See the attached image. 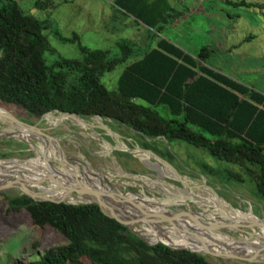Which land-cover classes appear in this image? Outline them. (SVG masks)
I'll list each match as a JSON object with an SVG mask.
<instances>
[{
	"label": "rangeland",
	"instance_id": "rangeland-1",
	"mask_svg": "<svg viewBox=\"0 0 264 264\" xmlns=\"http://www.w3.org/2000/svg\"><path fill=\"white\" fill-rule=\"evenodd\" d=\"M34 1L18 0V4L23 11L48 19L49 26L43 29L52 49L44 53L48 63L57 56L81 58L80 46L105 50L112 56L120 55L124 44L131 51L126 61L101 76V82L108 89L116 87L127 64L155 47L162 38L194 58L205 47L208 53L206 66L264 95V0H245L249 5H233L224 0H130V3L125 0H48L45 9L35 8ZM73 34L77 35V40H71ZM0 110L6 114L11 111L26 123H36L44 133L57 138L69 158L64 157L67 160L64 161L53 150L46 152L37 137L26 140L14 135L12 131L16 128L0 118V159L36 158L68 175L72 173L69 165L78 166L83 171L103 176L115 191L130 192L142 200L163 204L170 212L181 210L209 217L206 211L210 210L216 216L211 220L216 221L222 218L217 204L223 202L234 210L233 220L249 215L264 218V202L256 196L252 185L247 180L240 182L224 178L226 169L238 172V168L192 144L167 141L164 137L145 138L98 115L84 116L86 125L82 126L67 118L51 123L45 115L33 116L11 103L0 102ZM158 111L168 115L165 107H159ZM46 113L59 115L56 110ZM137 147L152 150L175 170ZM15 171L34 176L45 172L42 168L30 166L7 173ZM0 180L7 179L0 177ZM40 182L48 185L46 181ZM29 183L15 182L20 187H27ZM101 183L108 188L105 181L101 180ZM30 186L29 190L33 192L39 189ZM15 195H21L17 187L0 192V264H28L39 259L49 247L66 243V238L52 227H34L24 208L8 210V198ZM132 227L138 230L142 225ZM240 228L252 232L250 228ZM218 233L226 234L233 243H237L239 237L253 240L252 236L237 229ZM191 238L186 240L193 242ZM202 255L216 264H264L224 255Z\"/></svg>",
	"mask_w": 264,
	"mask_h": 264
},
{
	"label": "trees",
	"instance_id": "trees-1",
	"mask_svg": "<svg viewBox=\"0 0 264 264\" xmlns=\"http://www.w3.org/2000/svg\"><path fill=\"white\" fill-rule=\"evenodd\" d=\"M224 1L249 5L245 0ZM48 4L34 1L38 9ZM48 26L47 18L23 11L18 0H0V102L16 104L36 117L54 110L98 115L145 138L192 144L235 165L238 172L226 169L224 178L247 180L264 202L263 94L206 66L205 47L194 58L162 38L127 64L116 87L108 89L101 76L131 55L125 44L117 56L80 46L81 58L57 56L48 63L44 53L52 49L43 33ZM40 181L65 183L46 176ZM56 192L70 201L83 200ZM36 193L51 196L48 190ZM18 208L28 212L34 227L48 225L66 238V243L49 247L28 264H216L186 249L160 242L148 245L95 203L36 201L24 194L8 198L7 209Z\"/></svg>",
	"mask_w": 264,
	"mask_h": 264
},
{
	"label": "bare ground",
	"instance_id": "bare-ground-1",
	"mask_svg": "<svg viewBox=\"0 0 264 264\" xmlns=\"http://www.w3.org/2000/svg\"><path fill=\"white\" fill-rule=\"evenodd\" d=\"M53 112V111H52ZM9 114H13L11 113V111L9 112ZM52 113H47L45 114V116L47 117L48 120H50L51 123L54 122H58L64 118L67 119H71L75 122H77L79 125L85 126V120L82 118H78V117H74V116H62V115H58L57 116H49ZM6 113H2V111L0 110V118L4 119ZM43 117V115H42ZM5 122L9 123L10 125H12L14 128H16L15 130L12 131V133L20 138L23 139H28L29 137H37L41 140L42 145L45 147L43 148V150H45L46 152H50V149L53 150V152L57 155L60 156V158L64 161H67L62 154L55 148V144L40 136V134L38 132H36L35 130H31L23 125H19L16 124L14 122H9L4 120ZM37 122V121H36ZM52 125V124H51ZM55 126V125H54ZM146 154V152H144ZM140 154V153H139ZM144 157H146L145 154L141 153ZM140 154V155H141ZM52 159V158H51ZM30 166H34L37 168H42L45 172L44 173H40L36 176L34 175H29V174H25L24 171H15V172H11V173H7L9 172V170H23L25 167H30ZM85 167V166H84ZM23 168V169H22ZM70 170L72 171V173H70V171L67 170V172H69L71 175L68 174H63L58 172L57 170L52 169L49 165L45 164L44 162H42L41 160L37 159V160H18L16 158L11 159V160H7V161H0V177H6V179H11L13 177H18L20 180L26 181V182H30L29 185L27 187L23 186V189L25 188L28 191L29 188L31 187V185H35L34 187L39 188L37 190H35L36 192L39 191H43V190H48L51 194L50 197L52 196H62L60 195L58 192H56V190H63L68 192V188H70L69 184L70 182H77L80 183L84 186L87 187H91V185L93 187L99 186L101 184V178L99 175H97L96 173H93L92 171H86V170H81L78 168V166H72L69 165ZM88 169V168H87ZM175 174V173H174ZM173 174V175H174ZM177 175V174H176ZM9 176H12L11 178H7ZM51 177L53 178L55 181H63L65 182L62 185H56V184H48V185H43L40 182V179L43 177ZM19 181V180H18ZM117 184V183H116ZM33 192V191H31ZM34 192V193H36ZM69 194H73V193H69ZM36 195H40L37 194ZM44 196V195H43ZM47 197V196H44ZM209 197H211L209 195ZM131 198H135V196H131ZM212 199H214L213 197H211ZM66 199V198H65ZM210 199V198H209ZM68 200V199H66ZM216 201H218L219 199H215ZM70 201V200H68ZM146 203H149L151 206V208L153 209H166L163 204L160 203H156L152 200H143ZM156 201V200H155ZM71 202H75V201H71ZM215 205V203H213ZM216 206V205H215ZM126 209H121L124 212L127 213H132V211L135 212L134 209H132L131 206L126 205L125 206ZM217 208H219L221 210V217L222 218H218V220H211L212 219H216V216L214 213L210 212V210H207L206 213L207 215H209V217L204 216L202 213H197L194 215L200 219V220H205V222H208L210 224H218V223H232L235 226H230L231 230L233 229H238L239 225L245 224V223H253L256 222L257 219L255 217H252L251 215H249L248 217L245 218H241L239 220L235 219H231V215L234 214V210L230 209L227 205H225L222 202V205L217 204ZM167 210V209H166ZM195 220H190V219H184V220H180V226H171L168 225V227L166 226H151L148 225L149 229L152 230L153 232H150L148 227H146V224L142 225L141 228L138 229V231L145 237V238H149L150 241H154V240H168L174 244H176L177 246H185L191 249H195L198 250L200 252H204L206 250L209 251H213V253H219L221 255L224 256H228V254H235V255H249L252 254L254 252H256L258 250V246L255 245V243L260 244L262 246H264V227L261 226H254L256 230H252L251 234L257 236V238H253L252 241H248L245 237H239V239L236 241L237 243H233L234 241L231 240V238L229 236H226V234L224 235L221 233H218V231H215L216 229L214 228H210V227H206L202 224H198V222H193ZM182 222L184 224H182ZM207 223V224H208ZM238 225V226H237ZM161 230H158V228ZM242 227V226H241ZM186 229V232L184 231V229ZM253 228V226H252ZM241 235V234H240ZM219 236V237H218ZM192 237V238H191ZM221 237V238H220ZM191 238L193 240L192 241H188L186 239ZM234 239V238H233ZM260 252L264 253V250H260ZM259 251V255L257 258L264 260V255L261 254Z\"/></svg>",
	"mask_w": 264,
	"mask_h": 264
},
{
	"label": "water",
	"instance_id": "water-1",
	"mask_svg": "<svg viewBox=\"0 0 264 264\" xmlns=\"http://www.w3.org/2000/svg\"><path fill=\"white\" fill-rule=\"evenodd\" d=\"M58 112H59V115H62V116H74V117L84 119V116H82L78 113L67 112V111H58ZM44 114H46V113H44ZM44 114H42V115H44ZM4 120L9 121V122H14V123L19 124V125H23V126L29 128L31 130H35L36 132H38L40 134V136L54 142L56 144L57 150L62 154V156L67 158V160L69 159L63 153L60 145L58 144L57 138L44 133L42 131V128L39 127L36 123H34V124L26 123V122L16 118L12 114H6L4 117ZM108 130L110 132H112V130H110V129H108ZM116 135L120 136L118 134H116ZM137 148L139 150L148 152V153L154 155L156 158H158V159L164 161L165 163L169 164L166 160L159 157L152 150L142 149L140 147H137ZM11 159H13V158H11ZM11 159H0V161H7V160H11ZM100 178H101V180H103L107 183L108 188L104 187L102 185V183L96 187H93L91 185L90 188L87 186H84L80 183H77V182H75L74 184H69L70 188L68 189V193L71 192L74 195H78V196L82 197L83 200L78 201V202H71V201L66 200L64 194L62 196H52V197L37 196L36 193L28 191L25 188L23 189V187H20L19 185L17 186V184H15V182L20 180L18 177H13V178L7 179V180H0V192H2L3 190H6L9 187H17L20 190L21 194H24V195H26V196H28V197L36 200V201H53V202L62 201L65 203H70V204L95 203L101 208V210L106 215H108L109 217H112V218L118 220L119 222H121L131 232H133L135 235L140 237L148 245H153L155 243L160 242V243H162V244H164V245H166L172 249H186V250H189L191 252H196L199 254L209 253V254H213L215 256H223L219 253H213L209 250H206L204 252H200L198 250L191 249V248H188L185 246L170 245V244H168V243H166L160 239L150 241V240H147L138 230L134 229L132 226L134 224H140V225L147 224V225L162 227V226H160L161 224L168 223L171 226L176 227V226H180V222H179L180 220H184L187 218L190 220L192 219V220L197 221L198 224H202L206 227L208 226L210 228L216 229L217 231L224 232L225 230H231L230 226L233 227V226H235L234 224L225 223V222L218 223V224H210L208 222H205V220L198 219L194 215L195 212L191 213V212H185V211H181V210L176 211V212H170L169 210H166L163 208L158 209V210L157 209L153 210L150 207L151 205L149 203L144 202L142 200V198H140L139 196L134 195L133 193H130V192L115 191L114 189L111 188V184L103 176H100ZM178 178L180 179V177H178ZM58 183H60V182H58ZM132 195H134L135 198H131ZM126 205L131 206L132 209L135 210V212L132 211V213H127V212H124L123 210H121L123 208L126 209V207H125ZM241 226L246 227V228H250L252 230L255 228L254 226L264 227V218L257 217L256 222L245 223V224L239 225V228L237 229V230H240L242 232H245L246 234H248L249 236H252L253 238H257V236L251 234V231L241 229L240 228ZM252 226H253V228H252ZM183 229L186 232V229L185 228H183ZM260 250H264V247H261V248L259 247L256 252L249 254V255L228 254V257L241 258L243 260L250 261V262H264V260L257 258L258 256H260L258 253V251H260Z\"/></svg>",
	"mask_w": 264,
	"mask_h": 264
}]
</instances>
